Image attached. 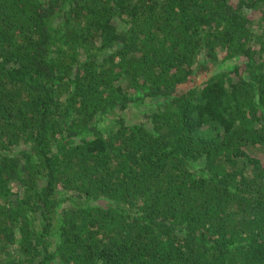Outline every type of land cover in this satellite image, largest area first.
Masks as SVG:
<instances>
[{
  "label": "trees",
  "instance_id": "16d2710c",
  "mask_svg": "<svg viewBox=\"0 0 264 264\" xmlns=\"http://www.w3.org/2000/svg\"><path fill=\"white\" fill-rule=\"evenodd\" d=\"M0 264H264V0H0Z\"/></svg>",
  "mask_w": 264,
  "mask_h": 264
}]
</instances>
